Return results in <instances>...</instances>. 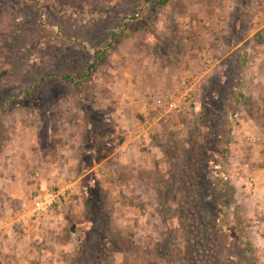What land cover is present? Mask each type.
<instances>
[{"label":"rangeland","instance_id":"374dc122","mask_svg":"<svg viewBox=\"0 0 264 264\" xmlns=\"http://www.w3.org/2000/svg\"><path fill=\"white\" fill-rule=\"evenodd\" d=\"M263 27L264 0H0V155L24 144L34 158L53 160L63 140L80 138L78 160L83 104L100 112L93 121L113 134L125 185L107 190L100 214L85 207L79 176L76 193L48 191L62 204L74 200L69 223L90 234L93 260L106 253L109 264H175L180 212L190 213L200 193L216 197L204 171L213 154L234 189L250 261L264 264V44L255 37ZM191 154L197 166L180 174ZM69 157L58 165L69 168ZM199 209L192 220L201 250L208 226L216 230L212 262L249 264L229 226L221 228L226 220L210 222L214 207ZM194 256L178 264H209Z\"/></svg>","mask_w":264,"mask_h":264},{"label":"trees","instance_id":"16d2710c","mask_svg":"<svg viewBox=\"0 0 264 264\" xmlns=\"http://www.w3.org/2000/svg\"><path fill=\"white\" fill-rule=\"evenodd\" d=\"M135 16V15H134ZM137 16V15H136ZM135 16V17H136ZM256 40L259 44H264V27L255 34ZM112 48L113 44L107 45ZM55 76L51 73L43 74L41 76V80L43 81L46 78ZM86 77L83 76V78ZM63 79H70L69 76H65ZM85 108V123H86V134L85 137L81 141V150L78 155V176L80 178V197L83 199L85 207L92 210H97V214H100L105 209L109 208L106 206L107 199L110 198V193L107 192L110 188H113L116 185L121 184L123 181H118V171L114 165L113 159V134L109 130L101 129L96 125L93 121L95 116L101 119L103 117L100 112L94 111L90 113L89 106L83 104ZM222 146V145H221ZM223 155V154H222ZM186 156V155H185ZM206 162H204V171H206L205 179H207V185L213 190H215V198L214 200H209L210 195H202L201 193L197 195L195 201L193 202V210L188 213V210L183 209L180 212L181 216L179 217V226L181 229L179 231L175 230L174 233H180V236H176V241L173 246H171V252H173L172 257H177L175 264L189 260L190 256L197 253L198 256H194V258L202 260H207L209 264H221L212 262L211 254H214L215 247V239L213 238L211 233H215L216 230H211L208 226L205 230L206 236L202 241L206 243V247L203 251L201 250L200 243V234L201 230L194 229V222L192 220L193 214H200L201 211L199 207L201 205L206 207H214L218 216L209 218L210 222H214L217 224L218 219L220 222L225 221V225H220L222 229L226 225H228L229 229L232 230L231 237L234 240L236 245L235 251L241 252L246 255L247 262L252 264V260L250 261V257L253 258L254 250L250 242L245 240L242 233L243 225L240 223V212L236 205L235 192L234 189L229 185L227 177L225 175V170L223 164H219V161L213 156V154L205 155ZM184 164L181 165L180 174H182V170L184 173L190 175L192 168L196 167L198 159L193 158V154L184 158ZM197 161V162H196ZM187 162V164H186ZM178 174V173H177ZM186 174V175H187ZM186 175L181 177V181L179 185L183 184L182 180L186 179ZM191 177L187 178L188 179ZM195 195V194H194ZM195 197V196H194ZM207 199V200H206ZM197 214V215H198ZM200 216V215H199ZM201 217V216H200ZM82 224L77 219L69 223V229L73 233H76V250L73 255H67L65 257L66 264H109L105 254L97 255L96 259L93 260L92 252H98L97 246L93 243L92 240L89 239L90 234L84 231H81L79 234L77 233L78 228L81 227ZM105 232L102 235V243L104 245H110L111 241L108 237V232L106 228H104ZM224 242H226L224 240ZM223 242V243H224ZM222 243V244H223ZM221 247V253L224 251V246ZM227 251V248L225 249ZM104 253V252H102ZM183 256L182 260L179 261V257ZM222 255V254H220ZM185 258V259H184ZM230 260L225 262L226 264H234L233 256L229 257Z\"/></svg>","mask_w":264,"mask_h":264},{"label":"crops","instance_id":"0c3cea01","mask_svg":"<svg viewBox=\"0 0 264 264\" xmlns=\"http://www.w3.org/2000/svg\"><path fill=\"white\" fill-rule=\"evenodd\" d=\"M79 140L68 144L63 140L53 160L38 153L34 158L24 144L17 145L13 154L0 155V264H66L65 257L73 255L75 241L68 223L69 215H77L74 200L52 205L40 219L33 214L31 201L54 186L76 193L79 179L74 155ZM63 153L71 154L64 160L69 168L58 165ZM68 176L73 180L69 185L62 182Z\"/></svg>","mask_w":264,"mask_h":264},{"label":"built area","instance_id":"2783aa9c","mask_svg":"<svg viewBox=\"0 0 264 264\" xmlns=\"http://www.w3.org/2000/svg\"><path fill=\"white\" fill-rule=\"evenodd\" d=\"M61 196L63 195L59 192L45 191L35 200L32 208L33 214L40 216L46 213L52 205L61 203Z\"/></svg>","mask_w":264,"mask_h":264}]
</instances>
